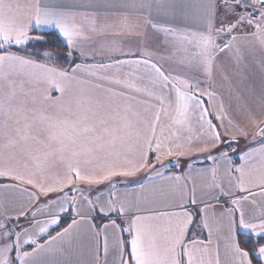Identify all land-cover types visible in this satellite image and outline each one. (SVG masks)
Wrapping results in <instances>:
<instances>
[{"label":"snow or ice","instance_id":"1","mask_svg":"<svg viewBox=\"0 0 264 264\" xmlns=\"http://www.w3.org/2000/svg\"><path fill=\"white\" fill-rule=\"evenodd\" d=\"M0 264H264V0H0Z\"/></svg>","mask_w":264,"mask_h":264},{"label":"crops","instance_id":"2","mask_svg":"<svg viewBox=\"0 0 264 264\" xmlns=\"http://www.w3.org/2000/svg\"><path fill=\"white\" fill-rule=\"evenodd\" d=\"M259 59H260L259 54H257L254 59L253 58H250V62L253 63L257 69L259 67ZM250 77H251V79H248L247 77L245 78L246 79V82L248 83L249 89H251L253 87V85H254L255 86V89H256V92H257V95H258L259 94V90H260V75H259V72L258 71H251L250 70ZM52 95H53V98H55V96L59 95V93H56V92L53 91ZM250 143H251V139H249V140H243L241 138L240 144L238 146L239 148L236 150V152L233 153L230 150V155L232 156V158H233L234 161L236 160V163L235 164H239L240 163L239 153H241L242 151H244L246 145H248ZM203 155H207V154H203ZM181 159L183 160L184 158H181ZM170 161H171V163H170ZM164 163L170 165V167L168 169V172H167L168 175H178V174H181V172L187 168V163H182L181 168H176L174 166V160H172L171 158H170V160H166ZM208 163L209 162L206 161L204 164H197V165H194V167H197V168H199V167H205ZM143 176H144V173H141L140 176H138V177L127 178V179L129 181H135V180L142 179ZM116 179L117 180H120V181H125L126 178L118 177ZM120 186H123V184H121ZM128 186L134 187L136 185L129 184ZM100 187H104V185H101ZM191 187H192V185L189 184L188 185L189 190H191ZM41 200L43 202V198H41ZM197 211H198V209H197ZM63 219H65L67 221V224L70 223V221H71V214L70 213L69 214H65L64 217H63ZM56 227L57 226H54V229ZM50 231H52V229H50ZM53 235H55V233ZM241 235H243V234H241Z\"/></svg>","mask_w":264,"mask_h":264},{"label":"trees","instance_id":"3","mask_svg":"<svg viewBox=\"0 0 264 264\" xmlns=\"http://www.w3.org/2000/svg\"><path fill=\"white\" fill-rule=\"evenodd\" d=\"M49 47V49L50 50H53V47L51 46V45H49L48 46ZM55 50V52H56V54L57 55H63L64 53H63V50H61V49H54ZM65 62L63 61V60H61V61H54L53 62V64L54 65H63ZM235 163H236V160L234 161ZM67 226V221L65 220V219H63L62 221H61V224L59 225V226H57L54 230H52L51 231V234L53 235L56 231H60L63 227H66ZM241 239H243V235H241V237H240ZM45 239H47V236H45ZM41 242H43V241H41Z\"/></svg>","mask_w":264,"mask_h":264},{"label":"rangeland","instance_id":"4","mask_svg":"<svg viewBox=\"0 0 264 264\" xmlns=\"http://www.w3.org/2000/svg\"><path fill=\"white\" fill-rule=\"evenodd\" d=\"M238 148H239V147H237V149H238ZM237 149H236V150H237Z\"/></svg>","mask_w":264,"mask_h":264}]
</instances>
